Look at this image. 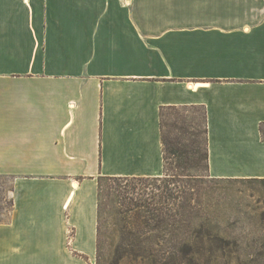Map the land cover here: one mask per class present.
<instances>
[{"label": "crops", "instance_id": "1", "mask_svg": "<svg viewBox=\"0 0 264 264\" xmlns=\"http://www.w3.org/2000/svg\"><path fill=\"white\" fill-rule=\"evenodd\" d=\"M171 106L264 178V0H0V264H94L99 177L162 176Z\"/></svg>", "mask_w": 264, "mask_h": 264}, {"label": "trees", "instance_id": "2", "mask_svg": "<svg viewBox=\"0 0 264 264\" xmlns=\"http://www.w3.org/2000/svg\"><path fill=\"white\" fill-rule=\"evenodd\" d=\"M188 106H171L161 110L160 127L164 152V174L157 177L100 176L98 180L99 195L104 181L122 184L124 181L152 178L164 181L157 187L158 201L131 196L130 207L120 209V220L134 218L131 229L121 226L118 230L136 237L123 239L115 247L119 259H131L134 264H199V259L207 256L211 264H221L218 254L222 248L220 234L212 228H204L207 216H211L203 198L207 195V176L195 173L201 166L209 167L208 129L205 110L203 118L205 130L202 142L196 138L192 120L184 112ZM176 113L170 114L166 111ZM206 162V164H205ZM225 179V178H210ZM239 179V178H227ZM260 180L264 178H247ZM127 185V184H126ZM14 201L11 199V209ZM98 241L97 259L101 263L105 245L101 223V203L98 202ZM151 234V238L144 235Z\"/></svg>", "mask_w": 264, "mask_h": 264}, {"label": "rangeland", "instance_id": "3", "mask_svg": "<svg viewBox=\"0 0 264 264\" xmlns=\"http://www.w3.org/2000/svg\"><path fill=\"white\" fill-rule=\"evenodd\" d=\"M179 112H184L190 117L196 138L202 142L205 130L202 108H189L187 111L181 109ZM173 113L176 111H166L170 118H173L170 115ZM195 173L207 176L208 189L203 201L211 216H207L204 228L214 229L223 238L222 248L218 251L221 256L218 261L221 264H264V182L247 178L210 181V178L218 177L211 176L210 168L206 166L199 167ZM164 183L152 178L124 181L121 185L104 181L101 194L98 192L105 239L100 264H134L131 259H119L115 253L116 245L123 239L132 240L136 237L132 234L123 235L118 230L121 226L131 229L134 225L132 216L120 220L118 210L130 207L131 196L157 202V187ZM12 188L13 180L10 177H0V221L9 216ZM145 237L152 236L147 234L143 236ZM198 263L211 264L207 256L201 257ZM94 264H99L98 259Z\"/></svg>", "mask_w": 264, "mask_h": 264}, {"label": "bare ground", "instance_id": "4", "mask_svg": "<svg viewBox=\"0 0 264 264\" xmlns=\"http://www.w3.org/2000/svg\"><path fill=\"white\" fill-rule=\"evenodd\" d=\"M75 185H77V183H75ZM77 187V186H76Z\"/></svg>", "mask_w": 264, "mask_h": 264}]
</instances>
